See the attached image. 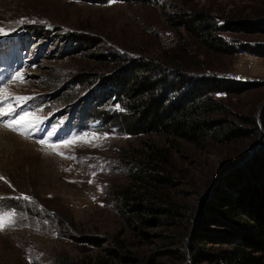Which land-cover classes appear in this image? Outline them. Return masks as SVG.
<instances>
[{
    "label": "rangeland",
    "instance_id": "1",
    "mask_svg": "<svg viewBox=\"0 0 264 264\" xmlns=\"http://www.w3.org/2000/svg\"><path fill=\"white\" fill-rule=\"evenodd\" d=\"M192 11L212 16L226 40L264 49V30H236L239 21L264 25V0H0V27L14 29L22 18L37 21L23 24L36 29L26 44L20 32L14 36L18 44L0 41V62L6 63L8 74L1 88L7 85L13 95H47L40 105L38 99L28 100L23 111L38 110L45 120L53 112L60 115L64 106H84L86 95L99 86L100 80L111 79L120 68L130 65L131 59H122L117 53L155 61L162 57L169 65L167 58L184 54L190 69L224 78L217 82L222 90L213 95L223 103L226 118L237 120L238 114H243L261 122L256 128L245 121L242 128L247 129V135L226 143L202 136L195 141L174 140L173 144L161 141L172 182L160 185L158 193L165 194L176 208L143 225L128 222V212L118 209L121 202L115 190L122 185L133 186L132 179L136 184L141 181L134 178L139 173L137 159L147 155L159 136L129 134L119 121H106L93 105L83 109L77 105L61 114L62 123L68 122L75 129L61 130L62 136L57 138L62 140L49 139L65 156L75 157L68 159L37 143L35 132L25 137L0 127L35 143L28 150L13 148L0 157V177L5 178L0 180L2 204L12 196L31 198L22 199L26 209L0 208V215L15 214V224L0 230V264H65L67 260L189 264L191 259L187 262L182 258L186 249L183 240L189 232L205 234L193 247L218 251L222 244L207 236L231 228L236 221L218 222L214 218L205 222L190 210H199L212 199L209 189L201 192L203 181L208 178L210 188L213 184L225 186L223 180L232 175L231 169L256 148H262L264 122L258 116L264 111V54L238 50L195 55L201 48L180 25L184 14ZM64 47L68 49L63 51ZM17 72L23 73L22 82L12 81ZM89 75L92 81L74 84L77 77ZM208 83L215 84L213 80ZM112 99L103 98L99 106L121 110ZM32 105L37 107L32 109ZM66 140L73 143L63 144ZM143 214L153 216L147 211ZM116 238L120 240L118 248ZM110 248L117 249L120 256L108 252ZM194 264L209 262L203 259Z\"/></svg>",
    "mask_w": 264,
    "mask_h": 264
},
{
    "label": "trees",
    "instance_id": "2",
    "mask_svg": "<svg viewBox=\"0 0 264 264\" xmlns=\"http://www.w3.org/2000/svg\"><path fill=\"white\" fill-rule=\"evenodd\" d=\"M192 12L184 14L180 25L185 29L187 37L193 38L196 46L201 48L200 51L196 49L195 55L208 52L234 53L238 50L264 54V49H259L258 46L244 43L236 45L226 40L212 16ZM239 23L241 25L236 27V30H264V25H259L258 21V25H255L254 21ZM181 48L183 47L180 46V51ZM66 49L68 47H64L63 51ZM117 56L131 59L130 65L120 68L113 78L104 77L100 80L99 86L86 95L84 102L93 105L95 112L105 117L110 124L119 121L129 134L160 137L150 144L147 155L137 159L139 173H135L134 178L141 181L136 184L132 179L133 186L122 185L115 190L121 202L118 209L128 212V222L143 225L176 208L165 194L158 193L161 191L160 185L172 182L171 171L166 166V147L161 141L173 144L174 140L195 141L202 136L217 138L218 142L226 143L247 135V129L242 128L243 123L249 122L253 127L259 128L261 122L255 116L247 117L243 114H238L237 120L226 118L228 115L223 103L213 95L214 92L222 90L217 82L224 81V78L219 75L210 76L206 71L190 69L191 64L187 62L184 54L166 57L170 65L166 59L162 60V57L161 61H155L144 56L128 57L118 53ZM93 79L91 75L77 77L74 84ZM212 80L215 84L208 83ZM203 83V87L198 86ZM105 97H113L112 100L118 102L122 109L108 111L99 106V102ZM213 112L220 115L212 116ZM263 114L262 110L258 117L264 122ZM261 146L262 148L258 147L250 153L247 159H243L244 161H240L241 163H237L233 168L231 166L234 171L232 175L224 178L225 186L213 184L210 188L208 178L201 184V192L209 189L212 199L205 201V206L201 209L190 210V213L197 214L199 220L205 222L214 218L218 222H225L226 219L236 222L231 228L217 230L207 236L222 244L218 251L206 252L200 247H193V243L198 242L205 234L189 232L183 240L186 241V249L182 251L183 259L187 262L191 259L189 262L192 263L189 264L203 259H207L209 264H264V143H261ZM5 200L8 201L6 204L17 208H27L24 200L14 196ZM146 211L151 212L153 216L147 217L143 214ZM119 241L116 238L117 248L120 247ZM116 250L110 248L108 252L120 256ZM65 264L96 262L78 263L67 260Z\"/></svg>",
    "mask_w": 264,
    "mask_h": 264
},
{
    "label": "snow or ice",
    "instance_id": "3",
    "mask_svg": "<svg viewBox=\"0 0 264 264\" xmlns=\"http://www.w3.org/2000/svg\"><path fill=\"white\" fill-rule=\"evenodd\" d=\"M25 22L36 23L37 21L32 20L28 21L27 18H22L17 23L23 25ZM46 23V22H42ZM50 27V25H49ZM15 29L6 30L3 27H0V35H10ZM23 73L17 72L13 75L12 81L20 80L23 81ZM33 99V97L29 96H20L13 95L8 93V87L5 85L3 88H0V127L6 128L14 133L23 135L25 137L31 136L34 131L40 130V125L43 122V117L39 116L37 111H23L24 104L27 103L28 100ZM7 117V119H6ZM53 133H48L47 137L50 138ZM76 140H83L82 137L75 138ZM95 139V137H93ZM85 143H91L92 141H84ZM40 145H47L53 151L61 156H65L63 152L59 151V146L50 143L49 139H40L37 141ZM63 144L67 145L69 143H73V141H63ZM68 159H75L72 156H65ZM5 179L4 177H0V180ZM91 182V181H89ZM18 199L31 200L30 197L26 195H21L17 197ZM2 199V198H0ZM14 213H8L0 215V230H3L6 226H12L15 224V220L13 219Z\"/></svg>",
    "mask_w": 264,
    "mask_h": 264
},
{
    "label": "bare ground",
    "instance_id": "4",
    "mask_svg": "<svg viewBox=\"0 0 264 264\" xmlns=\"http://www.w3.org/2000/svg\"><path fill=\"white\" fill-rule=\"evenodd\" d=\"M4 130L0 131V157L9 154V152H11L13 148L16 151H19L20 149L28 150L32 145L34 146L35 144H32L31 142L23 139L22 137L14 135L11 132H7L6 130Z\"/></svg>",
    "mask_w": 264,
    "mask_h": 264
}]
</instances>
